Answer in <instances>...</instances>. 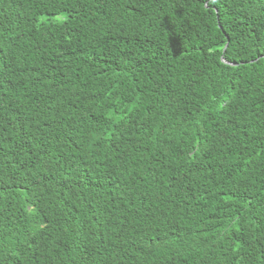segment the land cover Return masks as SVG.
I'll return each mask as SVG.
<instances>
[{"label": "trees", "instance_id": "1", "mask_svg": "<svg viewBox=\"0 0 264 264\" xmlns=\"http://www.w3.org/2000/svg\"><path fill=\"white\" fill-rule=\"evenodd\" d=\"M0 264H264V0H0Z\"/></svg>", "mask_w": 264, "mask_h": 264}, {"label": "rangeland", "instance_id": "2", "mask_svg": "<svg viewBox=\"0 0 264 264\" xmlns=\"http://www.w3.org/2000/svg\"><path fill=\"white\" fill-rule=\"evenodd\" d=\"M58 19H62V18H58Z\"/></svg>", "mask_w": 264, "mask_h": 264}, {"label": "water", "instance_id": "3", "mask_svg": "<svg viewBox=\"0 0 264 264\" xmlns=\"http://www.w3.org/2000/svg\"><path fill=\"white\" fill-rule=\"evenodd\" d=\"M225 62V61H224Z\"/></svg>", "mask_w": 264, "mask_h": 264}]
</instances>
